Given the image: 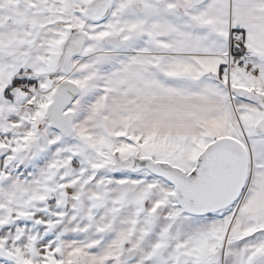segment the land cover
<instances>
[{"label": "snow or ice", "instance_id": "6c2138e0", "mask_svg": "<svg viewBox=\"0 0 264 264\" xmlns=\"http://www.w3.org/2000/svg\"><path fill=\"white\" fill-rule=\"evenodd\" d=\"M0 264H264V0H0Z\"/></svg>", "mask_w": 264, "mask_h": 264}]
</instances>
